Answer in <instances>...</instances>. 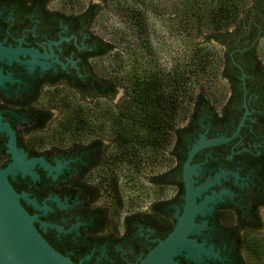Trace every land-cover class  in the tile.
I'll return each mask as SVG.
<instances>
[{
    "label": "flooded vegetation",
    "instance_id": "obj_1",
    "mask_svg": "<svg viewBox=\"0 0 264 264\" xmlns=\"http://www.w3.org/2000/svg\"><path fill=\"white\" fill-rule=\"evenodd\" d=\"M91 3L75 10L68 0H0V47L11 50L10 55L0 51V74L8 76L0 84V114L14 129L17 147L28 158L41 157L51 167L45 169L36 163V179L21 173L9 178L16 191L34 200L21 199L25 209L60 229L40 222L35 225L57 251L75 263L137 264L173 230L177 214L182 211V168L191 145L202 133L207 139L231 135L247 110L238 135L227 142L205 146L192 157L191 165L197 166L192 175L194 185L213 180L219 171L226 172L196 197V203L213 191H227L220 199L208 202L204 213L193 217L197 226L187 238L202 243L206 252L198 251L200 258L193 259L182 251L173 260L174 264H261L263 81L245 73L243 88L241 73L242 93L230 100V89L226 97L229 110L222 113L220 107L214 109L224 114L223 121L205 120L202 115L197 122L199 129L185 139L184 148L178 145L176 153L171 154L173 160L160 171L167 174L168 183L162 182L152 190L155 196L143 208L125 210V202L114 200L112 194L116 196V186L122 189V185H133V152L130 151L124 177L116 163L111 175H107L106 158L111 147L117 148L115 137L109 139L98 127L85 129L83 122L77 126L73 121L68 128L70 134L67 129L55 132L53 127L69 103L84 112L86 100L112 97L119 88L113 93L85 88L92 61L100 50L97 33L92 30ZM252 78L256 79L255 89L248 87ZM7 140V135L0 132L1 166L12 160ZM141 177L146 188L150 186L148 159L142 162Z\"/></svg>",
    "mask_w": 264,
    "mask_h": 264
},
{
    "label": "trees",
    "instance_id": "obj_2",
    "mask_svg": "<svg viewBox=\"0 0 264 264\" xmlns=\"http://www.w3.org/2000/svg\"><path fill=\"white\" fill-rule=\"evenodd\" d=\"M203 1L207 4L205 11H202V5L198 0H187L184 3L179 11L180 27L190 25L188 27L194 28L197 35L202 32L203 27L209 28V31L201 33L203 40L196 43H207L211 47L210 50L203 51L202 48L197 49L196 45H190L189 52L186 53L189 60H186L184 55V63L181 59L180 62L165 69L155 67L150 55L147 60H142L137 55L132 56L129 59L130 68L127 74L118 82L111 76H100L95 71V65L105 55L112 53L113 60L119 55V52H114L116 49L114 42L97 34L100 46L99 56L92 61L91 69H89L91 73L86 80L85 88L113 93L120 85L124 87V97L112 106H109L111 103H107L108 107L102 110L93 109L88 105L84 112L81 107L76 108L74 104L69 103L60 117L61 130L67 129V134H70L68 128L72 127L71 124L75 121L77 126L83 122L85 129L91 126L93 129L98 127L100 130H107L108 135L102 130L101 132L109 139L115 137L117 148L111 147L106 158L109 164L105 172L107 175H111L114 163L120 166V171L123 170L126 175L129 155L132 151V161L136 168L134 181L140 179L143 191L145 190L141 177L143 160L148 159L149 169L158 170L160 167H167L166 164H169V160H173L171 154L176 153L178 145L181 144L184 148L185 139L199 129L197 122L202 115L205 116V120L223 121L224 114L219 115L214 109L220 107L222 113L224 110H229L226 97L230 89L232 92L230 100L242 93L241 70L233 60L242 66L247 75L260 78L258 80L263 81L262 87H264V62L255 50L257 39L264 34V0H250L248 4L247 0ZM116 2L128 4L125 8L128 20L137 26V31L141 35L146 27L145 18H140L142 11H139L136 6L137 3L144 4V0L143 2L116 0ZM243 4L246 5L243 7L242 16L238 19ZM90 5L94 7L90 18L94 16L95 19L99 10L98 4L91 3ZM145 41L141 45L150 53L151 50L146 46ZM232 50L234 51L230 54ZM218 52L219 57L215 55ZM215 58H220V60L216 61ZM207 67H215L218 76L211 68L209 72ZM198 70H201L202 74L200 81L195 76ZM206 74L209 77H206L204 82ZM215 77L225 81L227 85L225 93L223 90L217 92L212 89ZM254 80L256 79L252 78L251 83L248 84L251 89H255ZM186 110H188L187 115H185ZM95 113L98 115L94 116ZM95 119H101L103 123L101 125L100 123L95 125L87 123V120ZM114 141L110 140L111 143ZM163 176L165 177L162 180ZM168 181L166 173L156 171L150 174L149 191L158 189L162 186V182L166 185ZM134 185L135 183L132 186ZM114 191L116 196L112 198L124 204L120 187L116 186ZM134 202L133 200L130 204Z\"/></svg>",
    "mask_w": 264,
    "mask_h": 264
},
{
    "label": "water",
    "instance_id": "obj_3",
    "mask_svg": "<svg viewBox=\"0 0 264 264\" xmlns=\"http://www.w3.org/2000/svg\"><path fill=\"white\" fill-rule=\"evenodd\" d=\"M10 55L11 50L1 48L0 51ZM242 73L243 88H245V72L242 66L233 60ZM8 76L0 74V84ZM246 90H244V95ZM248 111L245 110L241 116L235 131L229 135H220L216 138L207 139L202 133L199 139L193 143L188 150L187 157L183 163L182 180L184 183L185 194L184 203L181 213L177 214V222L173 230L162 240H159L147 253L139 260L137 264H174L173 257L185 251L193 259L200 258L198 251L204 250L202 243H196L193 239L187 238L197 225L192 220L196 213H204L208 202H213L221 198L222 193L227 190L220 189L218 192H212L205 196L199 203H196V197L207 187L218 181L220 176L226 172L219 171L214 175L213 180H206L199 185H194L192 175L196 173V165H191L193 155L201 148L210 145H216L231 140L238 135L239 129L244 124ZM0 132H4L7 137V151L11 153L12 160L4 166L0 161V264H80L70 260V258L57 251L43 236L41 231L35 225L40 222L43 226H59L39 220L36 215L30 214L21 199H27L29 202L34 200L28 199L27 193L18 192L13 187L10 176L16 173L29 175L36 179L38 174L34 167L36 163L46 168H51L41 157L28 158L22 149L16 145L15 131L11 125L5 121L0 114ZM233 175H236L233 173ZM45 208V205H43Z\"/></svg>",
    "mask_w": 264,
    "mask_h": 264
},
{
    "label": "rangeland",
    "instance_id": "obj_4",
    "mask_svg": "<svg viewBox=\"0 0 264 264\" xmlns=\"http://www.w3.org/2000/svg\"><path fill=\"white\" fill-rule=\"evenodd\" d=\"M126 1L130 2V0ZM138 1L143 2V0ZM198 1L200 5H202V11H205L207 8L205 1ZM68 2L71 8L75 10L82 9V7L87 2L98 4L99 10L92 23V30L98 35L102 36L104 39L114 42L113 44L116 48L114 49V52H119V55L115 60H113V57L111 56L112 53L105 55L103 59L95 65V71L100 76H111L118 82H120L123 76L127 74L128 69L130 68L129 59L132 56L137 55L138 57H141L142 60H147L149 59L148 56L150 55V59L154 60L155 67L165 69L171 67L175 63L180 62L181 59L184 63V55L186 56V60H189L186 53L189 52L190 45H196L197 49L202 48L203 51L206 49H211L207 43H196L197 41L201 42L203 40L204 37L201 35V33L209 31V28L203 27L202 32L197 35L194 28L188 27L190 25L184 27L182 26V28L180 27L181 16L179 15V11L183 7L184 3L187 2V0H144V4L137 3V9L142 11L140 18H145L146 27L142 31L141 35L137 31V26L128 20V13L125 9L128 4L121 2L117 3L116 0H68ZM249 2L250 0L246 1L247 4ZM245 5L246 4H243L242 8L240 9L238 19L242 16L243 7ZM206 15L207 14H205V16ZM143 41H145L146 46L151 50L150 53H148L146 49H143L144 47L141 45ZM255 46L257 55L264 62V34H262L257 39ZM215 55L219 57V52ZM215 59L216 61L220 60V58ZM210 68L213 69V71L216 73L215 75L218 76V71L216 68ZM210 68L207 67L209 72L211 70ZM195 74L196 79L200 81L202 77L201 70L196 71ZM207 74L203 79L204 82L206 81V77H209ZM118 87L117 93L112 97L106 98L105 100L103 98H94L89 101L86 100V108L89 105V107H92L93 109L102 110L105 109L106 106L108 107L107 103H111L109 106H112L113 103H118V101H120L125 94L124 87L120 85ZM226 87L227 85L224 80H220L219 77L213 78L212 89L217 92L223 90V93H225ZM187 113L188 110H186L185 115H187ZM96 115L98 114L95 113L94 116ZM95 121L100 123V125L103 123L101 119H95ZM53 127H55V132L59 131L61 129V120H56ZM101 130L108 135L107 130ZM162 169L163 167L158 168V170L149 169V173L152 174L156 171H161ZM124 176L125 174H123V177ZM139 180L134 181V186L127 187L122 185V189H120L122 190L120 194H122L124 202L127 205H124L125 210L129 211L132 209L136 210L143 208L155 196L151 194L152 190L149 191L150 187L148 186L146 188V185L144 184L145 190L143 191L142 182ZM133 200L135 202L130 204L133 202ZM120 213H122V211H120ZM261 264H264V261H261Z\"/></svg>",
    "mask_w": 264,
    "mask_h": 264
}]
</instances>
